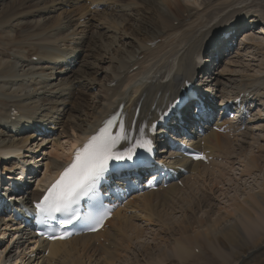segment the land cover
I'll use <instances>...</instances> for the list:
<instances>
[{"label":"bare ground","instance_id":"1","mask_svg":"<svg viewBox=\"0 0 264 264\" xmlns=\"http://www.w3.org/2000/svg\"><path fill=\"white\" fill-rule=\"evenodd\" d=\"M3 1L0 0V22L15 15L9 13L8 6L3 5ZM83 1L86 2L79 9L83 13L90 6L97 8L98 5L103 4L108 7V10L115 8L110 15L118 16L117 13L124 9L129 13L121 16L132 18L134 12L139 13L134 10L144 11L143 8H145L149 15L154 17L157 14L160 22L151 16L142 15H140L141 21L137 24H131L129 19H122L120 24L118 19L115 22L113 20L109 23L103 22L106 32L100 36L101 39L104 40L108 36L107 32L114 28L115 30L110 32L115 35L117 45L114 42L115 48L111 50L107 48L102 56L99 55L100 58L96 60L95 65L85 62L80 65L85 69L92 67L101 72V80L93 77L96 73L89 75L81 68L78 71L67 68L59 69L58 72L49 68L50 71H56L54 72L56 80L59 77L68 76L67 82L65 84L61 82L59 86L53 88L50 87L52 88L50 92L46 88L42 92L34 90L30 97L25 99L19 96L17 89L9 87L8 84L17 82L23 85L35 84L33 81L25 84L17 80L22 77L19 71L25 67L35 68L41 65L39 63L35 65L31 60L32 57H39L41 63L54 66L59 65L58 61L65 62L68 57L69 61H66V66H70L72 60L80 58L81 52L89 50L90 45L83 47L84 50H82L85 40L84 38L79 39L78 46L70 53L60 49L55 50V53H49L47 47L43 48L45 46L36 44L39 47H32L29 45V43L32 44L31 41L46 39L47 34L43 36L35 34L33 38H29L31 35H28L25 42H21L20 51L12 42L14 34L12 38H7L9 44L6 46L0 44V56L7 55L3 58L15 61V68L11 69L12 67L5 62L2 66L5 72L0 71V76H4L3 79H5L1 80L3 89H0L1 160L5 154L21 151H25L24 159L36 160L34 155L38 153V158H41L40 169L42 171L49 166L56 170L61 164V161H57L56 158L61 154L58 156L57 153L56 155L46 153V156L45 146H43L44 143H49L47 135L50 132H57L56 136H59L53 144L56 143L58 148L66 152L70 143L90 134L105 117L114 113L119 106L123 107V114L128 123L127 130L137 128L145 121L149 122L151 118H154L158 113V108L177 98L184 82L195 75L197 68L201 73L195 76L199 87H203L201 90L203 94L212 89L218 92L216 97L222 98L236 96L244 91L255 93L253 103L256 104L250 108L252 121L242 119L237 128L244 127V131L233 133V139H229L209 130L208 123L215 117L212 112L206 113L203 119L195 122L190 118L188 108L184 109L180 120L183 123V129L193 134L194 138L196 132L193 133V126L196 123V126L205 132L203 138L194 140V144L199 147L200 143L204 142L210 155L215 159L210 167H205L200 163L181 162L179 165H187L189 168L188 175L181 178L182 189L170 183L166 189L134 196L127 202L123 211L115 212L113 219L108 222L109 228L103 235L80 236L67 242L51 244L47 256H44L46 250H35L32 245L34 240L29 232L20 234L4 258L3 255L9 244L0 252V264H226L228 238L233 236L229 234L230 232H234L236 236L246 237L245 231L256 235L261 233V230L264 231V115L262 114L264 111V69L261 64L257 69H251L249 64V61L255 62L256 58L262 59L264 56V0H217L211 8L212 14L192 12L185 17L182 16L185 8L180 3L200 8L199 0L167 1V8L174 15L172 19L148 0H128L129 2L123 5H117L123 2L120 0ZM25 2L28 3L29 0L20 1L17 5L19 10H23ZM131 2L135 3L132 5ZM12 4L15 5L16 2ZM192 14L194 17L189 19L188 17ZM248 15H250L248 26L256 23L257 29L255 30L254 27L255 31H252L254 36L251 35V31L240 34V29L245 28L243 19ZM67 22H63L65 29H67ZM174 22L177 23L176 26L173 25ZM235 22H239V28L236 27ZM60 24L57 21L56 36L64 31ZM30 25L31 22H26L25 25L20 23L14 29L23 31L24 27ZM36 29L40 27L36 26ZM232 31L236 32L232 35L230 34ZM72 32L74 36L76 30ZM21 34H17L19 36L17 39L20 41ZM223 34H230L227 41L222 39ZM77 36L76 34V40ZM237 36L243 37L241 47L229 50V43L233 46ZM232 37H234L233 40ZM65 38L64 35L63 40ZM95 41L96 38L91 37L90 44L92 43L93 47L90 55L95 52ZM214 44L215 50H211ZM13 52L15 55H12L11 59ZM201 52L207 54L201 63L205 61L207 63L199 66L194 59ZM28 58L30 61L27 60ZM84 58L86 56L82 58L83 61ZM212 60L213 64H211ZM77 61L72 64H77ZM238 61H244L245 64L238 65ZM209 63L211 67L206 69ZM100 64L104 66L101 67ZM216 64L221 70L215 71V69L212 72ZM220 64L222 65L219 67ZM238 67L243 69L242 73H235L233 70ZM44 69L46 68H35L34 70L37 71L36 74H43ZM77 72L81 73L80 78H76L77 75L74 77ZM50 78H40V80L47 79L45 82L50 84L53 81L49 80ZM87 78L91 79L88 81L89 85L85 81ZM79 79H84V84H79ZM113 83L115 86L110 87ZM87 85L93 86L97 91L96 94L91 96ZM80 87L83 89L81 90ZM76 91L83 94L86 100L75 99L79 94ZM48 93L54 100L49 110H55V112L51 116H43L42 112L37 117H29L28 112L32 105L35 109H39L45 105L47 100H50L46 97ZM36 98L38 100L31 102ZM89 98H91L90 102ZM211 102L207 101L209 107ZM58 107L63 108L62 114L57 113ZM67 107L68 109L65 110ZM13 110L17 111L19 117L15 122L8 124V120L13 117ZM67 112L73 114L64 120L63 116ZM219 119L217 123L223 125ZM180 121L177 120V123ZM236 130L238 129H233V132ZM12 131L16 133L13 134ZM37 133H40L41 137L36 138ZM5 138L8 141L4 140ZM60 141L65 142L67 147L63 146ZM160 154L162 160H170L175 165L179 163L172 153L161 150ZM52 156H55V159ZM5 161L7 163L3 166V172L10 174L13 170L11 168L13 162ZM258 180L263 183L258 184ZM37 194L34 190L28 189L23 195L19 193V197L23 200V204H27ZM10 209L11 207H6L4 212ZM3 226L7 229L12 225L7 222L6 218L0 217V235L5 237L6 231L4 233L1 231ZM13 235L15 236L16 233ZM97 238L105 240L108 245L98 243ZM255 239L250 240V244L258 243L260 237L256 240L257 242ZM159 246H162L163 250L156 254L155 251ZM261 247L264 245L254 247L249 253L258 251ZM32 254H35L34 258L31 257ZM245 258L242 256L241 260ZM239 260L240 258L234 264H239Z\"/></svg>","mask_w":264,"mask_h":264},{"label":"rangeland","instance_id":"2","mask_svg":"<svg viewBox=\"0 0 264 264\" xmlns=\"http://www.w3.org/2000/svg\"><path fill=\"white\" fill-rule=\"evenodd\" d=\"M20 1L21 0H4L3 1V5L8 6L7 9L9 10V13L12 15H14V14L15 15L12 17H9L10 19L7 18L4 21L0 22V31H1L0 44L1 45L3 44V46L4 45L6 46V44H9V42H7V38H10V37L12 38V36L14 34L12 42L14 43L15 46H17L19 48V51H20L21 50L20 49L21 48V42H25L24 40L28 38V35H31V36H29V38H33V37H35L34 36L35 34H37V35L40 34L41 36L47 34L46 39L40 40V41H31V43L34 45H32L30 43H29V45L32 47H34V46L39 47L37 45L45 46L43 48L47 47V50L49 53H55L59 49L64 50L67 53H70V52H72V49H74L75 47L78 46L79 39L84 38L85 43L82 45V50H84L83 47L89 46V45L91 48V49L89 48V50L87 52H81L80 58L72 60L73 62L78 60L77 64L76 63L72 64L73 63L72 62V63H70V66H66V63L69 61L68 57H67V60H65V62L59 61L58 62L59 65L55 66V67L53 64L50 65V64H47L44 62L41 63V61H39L38 57H33L31 60L35 63V65H37V63L41 64L35 68H46V69H44L45 70L44 73L43 74H39V73L36 74V72H37L36 70H38V69L34 70L35 68L33 66H27L22 71H19V73L21 74L22 77L17 78V80H21L25 84L28 83L29 81L35 82V84H32L33 87H32V85H23L20 82L8 84L9 87L17 89L19 92V96L24 98V99L27 97H30V94L34 90H39V92H42L45 90L44 88H46L47 91L50 92L53 87L59 86V84L61 82H63V84H65L67 82L66 78L68 76H62V77L58 76L59 79L58 80L55 79L57 77H56V73H54V72H56V71L58 72L59 69L64 70L67 68L69 70L78 71L81 68L84 72H87L89 75L96 73L95 75H93V77L95 76V78L101 80L102 79L101 72H98L95 68H92L91 66H90L91 69H85V67H81L80 65L84 62L85 63H92V65H93L94 63H96V60L100 58L99 55L102 56L107 48H108V50H111V48H115V46L117 45L118 41L115 40V35L113 34V32L112 33L110 32L112 30L114 31L115 30L114 28H111L112 30L107 32L108 36L104 40L101 39L100 36L104 32H106L104 29L105 27H103V22L109 23L111 20H113L115 22V20L118 19L119 20L118 23L120 24L122 22L121 21L122 19H124V20L129 19L131 24H137L141 21L140 15L145 16V17L151 16L154 19L156 18L158 21L160 20V17L157 16V14L154 15V17H153V15H149V12L145 8H143L144 11L141 9H138L139 11L134 10V11L139 12V13L134 12V14L132 15V18L131 17L130 18H128V17L124 18L121 15H125L126 13H129L127 10L123 9L121 12L117 13L118 16H116V15L114 16V15H110V13H111V11H114L115 8H109V10H108V7L103 5V4L98 5L99 7H97V8L90 6L89 9L88 10L86 9V12L84 11V13H83V11H80L79 9L82 7V5L86 1L82 2V0H77L76 2H74L75 0H29L28 3H26V2L23 3V5H24V7H22L23 10L22 9L19 10L17 5L20 4ZM120 1H123V2L118 3L117 5H120V4L123 5V4H127L129 2L128 0H120ZM131 1H134V0H131ZM148 1L153 2L158 8L161 9V11L163 13L169 15L170 19H172V17H174L172 12L169 11V9L167 8V1H172V0H148ZM13 2H16V4L13 5L12 4ZM216 2H217V0H199V3L201 4L200 8L190 6L189 4H183L181 2L180 4L185 8L184 12L182 13V16L185 17V16H187V14L189 15L192 12H194V13L195 12L196 13L204 12L207 14H212L211 8H212V6H214L216 4ZM133 3H135V2H133ZM133 3L131 2L132 5H133ZM87 5H88V3H87ZM222 5H224V4H222ZM110 7H112V6H110ZM113 7H115V6H113ZM221 8H224V6H221ZM175 11L176 10L174 9V12ZM0 16H1V14H0ZM80 16L82 18H80ZM193 17H194V14H192V16H190L188 18L190 19ZM22 18H25V19H22ZM8 20H10V22ZM57 21H59L61 23L60 25H61V27H63V29L65 31V32L64 31L63 32L65 34L62 32L59 36H56L57 31H55V30L57 29V25H56ZM26 22H31V25L28 27L27 26L24 27L23 31L14 29L15 26H18L20 23L25 25ZM63 22L68 23V25L66 26L67 29L64 28ZM69 24H71V25H69ZM173 25L176 26L177 23L174 22ZM36 26H39L40 29H36ZM49 27L51 28L50 30L47 29ZM256 29L257 28H255V30ZM74 30H76V34L78 35L77 40H76V34L74 36L72 34V33H74V32H72ZM255 30L249 29V31H251V35L254 36V33H252V31L254 32ZM15 32L17 34L22 33L21 35H23V36L20 35L21 41L19 39H17V37H19V36H17V34ZM64 35L66 38L63 40ZM61 36H63V37H61ZM91 37L96 38V41L94 43L95 52L92 55H90V51L92 50V47H93V44L92 43L90 44ZM255 37H258V35H255ZM241 41H242V38L237 37L235 39L234 45H236V46L234 47V49H239V47H241ZM114 42L116 45L114 44ZM39 50H41V48ZM242 52L243 51H241V53ZM16 53H17L16 56H18V52H16ZM76 54L77 53H75V55ZM86 54H89V55L87 56ZM75 55H74V57L77 56V55L76 56ZM84 56H86V58H84V61H83L82 58ZM3 57H7V55H3ZM3 57L0 56V64H2V65H0V71L5 72V70L2 69L3 68L2 66L5 64H8L9 66H11L12 67L11 69L15 68V61L14 62L8 61L7 58H3ZM11 59H12V57H11ZM27 60L30 61V58H28ZM40 60H43V59L40 58ZM3 63H5V64H3ZM206 63H207V61H205L203 64H206ZM238 63H239L238 65L245 64L244 61H238ZM211 64H213V60H212ZM249 64L251 65V69H257L258 65H260V64L262 65V68L264 69V56L262 59L256 58L255 62L249 61ZM221 65L222 64H220L219 67ZM99 66L103 67L104 65L100 64ZM210 67H211V65L209 63V65L206 67V69H208ZM26 68H29V69H26ZM49 68H53L56 71H50ZM214 70L220 71L221 69L218 68V65L216 64V66L212 69V72ZM233 70L235 71V73H242L243 72V69L241 67L234 68ZM33 74H35V75H33ZM80 74H81L80 72H77V73H75L74 77H76V75H77L76 78H80L82 76ZM50 77H52V78H50ZM72 77H70V78H72ZM83 77H84V75H83ZM3 78H4V76H0V89H3L2 88L3 82H1V80H5ZM40 78L41 79L50 78L49 80H53V81L50 82V84H51L50 85L49 83L45 82V81H47V79L45 81H42V80H40ZM32 79H34V80H32ZM54 80H56V81H54ZM85 81L88 82V81H91V79L89 78V80H88V78H87ZM85 81H84V79H79L78 83L84 84ZM73 82H75V81H73ZM45 83H46V85H45ZM38 84H40V85H38ZM89 84H90V82H88V85ZM92 85L94 86V84H92ZM45 86H47L49 88L52 87V88L49 89ZM93 86L92 87L88 86V88H89L88 93L89 94L91 93V96L96 94V92H97ZM42 87H43V89L40 90V88H42ZM80 88H81V90L83 89V87H80ZM85 91H87V90H85ZM76 92L79 94L76 98L74 96L75 99L86 100V97L83 94H81L79 91H76ZM50 96L51 95L49 93L46 95V97L50 98V100H47L44 103L45 105L43 104L44 106L39 107V109H35L34 106L32 105L30 107L31 110H29V112H28V116L29 117H37L42 112H43L42 113L43 116H51L55 112V110H53V111L49 110V108L51 107L52 101H54L53 99H51ZM36 100H38V99L36 98V99L32 100L31 102H35ZM90 101H91V98H89V102ZM25 102L29 103V101H25ZM67 109H68V107L65 110H67ZM56 110H57L58 114H60V113L62 114L61 111L63 110V108L58 107ZM71 112H74V111H71ZM72 114L73 113L67 112L63 116V119L66 120ZM262 114L264 115V111L262 112ZM47 127H51V126H47ZM53 134H55V136H53ZM56 135H57L56 131H54L53 133L50 132L47 135L48 136L47 140L49 143L46 142L43 144V146H45L44 151H45L46 156H47V154L48 155L49 154L56 155V153H57V155L61 154V156L58 155L60 157H58L56 159L62 160L63 159V155H62L63 150L60 147L58 148L56 143L53 144V141L57 140V138L59 136V135L58 136H56ZM39 136L40 135L36 134L35 137L39 138ZM4 140L8 141V139H6V138ZM36 140H38V139H36ZM60 143H63V142L60 141ZM65 144L66 143L64 142L63 146H65ZM54 157L55 156H52L53 159H55ZM257 183L261 184L263 182L258 180ZM224 189H226V187H224ZM252 217H254V216H252ZM166 229L168 230V228H166ZM1 231L4 233V231H6V228H4V226L1 227ZM168 231H166V232H168ZM261 231H260L261 233H259L258 235H256L255 233L251 234V233H248L245 231L246 237H243L241 235L236 236L234 232H230L229 234H231L233 236L228 238L229 245H228L227 263L226 264H234L239 258H240V260L238 261L239 264H264V247H261L258 251H255L253 253H251V252L249 253V251L254 249V247L258 248L259 246L264 245V231L263 230H261ZM5 234H6V236H5ZM5 234H4L5 237H3V235H0V252H2L4 247L8 246V244L11 241V237H8V239H7V232H5ZM9 236H11V234ZM256 236L258 238L260 237L258 243H255V244L251 243L250 244V240H253L256 238L255 239V241H256L258 239ZM162 250H163V247L159 246V247H157L155 252H156V254H159L162 252ZM242 256H245L246 258L244 260H241ZM3 258H4V255H3Z\"/></svg>","mask_w":264,"mask_h":264},{"label":"snow or ice","instance_id":"3","mask_svg":"<svg viewBox=\"0 0 264 264\" xmlns=\"http://www.w3.org/2000/svg\"><path fill=\"white\" fill-rule=\"evenodd\" d=\"M188 101L191 102V112H196L200 109V102L198 97L190 94ZM185 98L176 101L173 107L179 103H185ZM165 116L168 115L166 112ZM164 119V116L161 117ZM113 124V120H109L104 128H102L98 135L91 137L84 148L78 149L75 153L74 162L64 170L60 178L51 185L44 195L41 202L36 204V209L41 214L51 215L52 213H65L69 211L76 202L82 197L87 196L92 192L98 180H100L107 171L108 162L111 160L127 159L133 161L135 149L141 145L140 141H135L132 146H129L124 151H116V144L120 139H127V133L121 127V135L117 136L109 134L108 129ZM143 135V129H140ZM144 145H150L151 141H144ZM202 157H197L201 159ZM155 180V177H150ZM104 217L101 216L96 224L102 226ZM93 231L96 226L93 225Z\"/></svg>","mask_w":264,"mask_h":264}]
</instances>
